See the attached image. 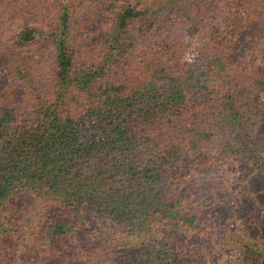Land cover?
Listing matches in <instances>:
<instances>
[{
	"label": "trees",
	"instance_id": "obj_1",
	"mask_svg": "<svg viewBox=\"0 0 264 264\" xmlns=\"http://www.w3.org/2000/svg\"><path fill=\"white\" fill-rule=\"evenodd\" d=\"M156 1L64 4L50 33L19 35L36 53L2 60L0 256L205 264L195 222L228 183L201 192L189 172L238 158L264 174V0ZM153 28L161 47L131 46ZM90 220L107 231L92 249Z\"/></svg>",
	"mask_w": 264,
	"mask_h": 264
},
{
	"label": "rangeland",
	"instance_id": "obj_2",
	"mask_svg": "<svg viewBox=\"0 0 264 264\" xmlns=\"http://www.w3.org/2000/svg\"><path fill=\"white\" fill-rule=\"evenodd\" d=\"M64 4L66 6L71 4L76 9V14L86 12L91 5H96L100 9L110 4L120 7L134 6L138 10L151 7L159 10L158 8L162 7L156 0H0V68L4 69L6 60L2 63L4 66L1 64L2 60L11 55L24 56L36 53L35 46H17L19 35L29 27L39 29L45 35L50 33ZM165 10L167 9L163 8V11ZM103 14L104 12L98 14L101 17L95 21L97 25L92 28L93 31L90 29L92 31L90 40L100 35L99 22L104 19ZM155 28L149 30L143 38L131 41V46L134 49L146 47L144 50L148 47L153 49L161 47L162 39L158 32L153 31ZM192 40L194 41V38ZM192 49L188 51L187 59H193ZM239 51H242L241 46ZM7 67L5 69H8ZM259 97L264 101V91ZM224 174L228 176L225 178ZM190 175L201 192L215 181L225 180L228 183L226 188L229 191L218 192L213 197L214 205L200 210L195 222L198 226L199 246H203L205 252L212 251L205 264H242L243 252L246 249H254L256 253H260V264H264V174L254 172L242 160L235 158L224 160L218 166L196 167L189 172ZM207 201H211V196L207 197ZM99 223L90 220L80 230L86 237L88 235L93 237L91 249L107 232L105 228H100ZM116 245L118 242L114 241V245L109 244L108 247ZM24 253L26 250L19 247L12 256H0V264H28ZM102 257L105 258L106 254ZM88 262L94 263L84 258L75 260L73 264Z\"/></svg>",
	"mask_w": 264,
	"mask_h": 264
}]
</instances>
